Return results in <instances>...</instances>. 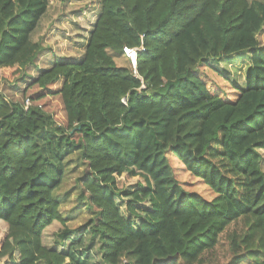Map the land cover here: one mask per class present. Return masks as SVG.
Listing matches in <instances>:
<instances>
[{"label": "trees", "instance_id": "1", "mask_svg": "<svg viewBox=\"0 0 264 264\" xmlns=\"http://www.w3.org/2000/svg\"><path fill=\"white\" fill-rule=\"evenodd\" d=\"M47 9L0 0V264H203L238 220L226 264H264V1L99 0L82 57L38 68L31 36ZM242 56L235 98L210 91L200 70ZM19 83L39 90L25 101L58 97L65 126L9 101L2 84ZM73 156L90 217L70 228L57 192Z\"/></svg>", "mask_w": 264, "mask_h": 264}, {"label": "rangeland", "instance_id": "2", "mask_svg": "<svg viewBox=\"0 0 264 264\" xmlns=\"http://www.w3.org/2000/svg\"><path fill=\"white\" fill-rule=\"evenodd\" d=\"M98 11L99 0H48V9L31 36L32 41L39 42L43 48V52L36 60V66L44 68L52 59L56 58L70 60L81 58L84 43ZM257 39L259 44L263 46L264 28ZM225 62L213 65L221 74L205 68L200 70V75L205 79L210 91L220 93L223 98L234 99V94L237 92L234 88L244 86V70L248 65V60L247 56H242L238 59L232 57ZM36 73L37 71L35 72L33 69L29 70L28 74L29 77H33ZM1 91L9 101L24 103L26 99L39 90L36 87L28 89L25 83H19L16 88L10 87L8 84H2ZM29 103L30 105H38L49 113L57 125L65 126L64 111L58 97L44 94L40 100L34 103L30 101ZM260 155L263 159L262 170L264 171V151H260ZM169 161H171L170 158ZM67 163V175L57 195L59 198L66 195L65 203L61 207V213L69 219L67 222L68 227L74 228L82 226L90 215L81 202L78 201L80 188L76 184V180L82 173L83 165L75 156L69 158ZM174 166L177 167L176 165ZM174 176L180 183H183L188 191L199 192L206 198L213 197L212 192L205 186L196 182L191 176L184 175L178 168H175ZM61 228L59 224H55L46 229L43 234L44 244L52 245L54 234ZM245 230L246 226L243 220H238L231 224L219 237L216 247L203 256V264H226L231 257L227 236L233 232L243 234ZM245 264H250V262H245Z\"/></svg>", "mask_w": 264, "mask_h": 264}, {"label": "built area", "instance_id": "3", "mask_svg": "<svg viewBox=\"0 0 264 264\" xmlns=\"http://www.w3.org/2000/svg\"><path fill=\"white\" fill-rule=\"evenodd\" d=\"M123 54L130 60L132 67H135L136 51L134 49L123 48ZM30 103L25 101V107H28Z\"/></svg>", "mask_w": 264, "mask_h": 264}, {"label": "water", "instance_id": "4", "mask_svg": "<svg viewBox=\"0 0 264 264\" xmlns=\"http://www.w3.org/2000/svg\"><path fill=\"white\" fill-rule=\"evenodd\" d=\"M135 68V67H134Z\"/></svg>", "mask_w": 264, "mask_h": 264}]
</instances>
